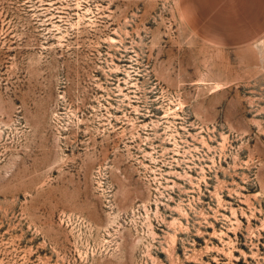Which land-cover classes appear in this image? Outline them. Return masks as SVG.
<instances>
[{"label":"rangeland","instance_id":"obj_1","mask_svg":"<svg viewBox=\"0 0 264 264\" xmlns=\"http://www.w3.org/2000/svg\"><path fill=\"white\" fill-rule=\"evenodd\" d=\"M180 0H0V264H264V34Z\"/></svg>","mask_w":264,"mask_h":264},{"label":"crops","instance_id":"obj_2","mask_svg":"<svg viewBox=\"0 0 264 264\" xmlns=\"http://www.w3.org/2000/svg\"><path fill=\"white\" fill-rule=\"evenodd\" d=\"M180 1L182 9H194L197 24L228 40L264 34V0Z\"/></svg>","mask_w":264,"mask_h":264}]
</instances>
